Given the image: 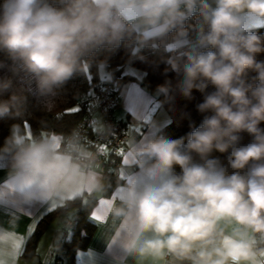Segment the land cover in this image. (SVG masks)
<instances>
[{
  "label": "clouds",
  "instance_id": "obj_1",
  "mask_svg": "<svg viewBox=\"0 0 264 264\" xmlns=\"http://www.w3.org/2000/svg\"><path fill=\"white\" fill-rule=\"evenodd\" d=\"M248 18L264 24V0H4L0 69L12 75L0 77V120L16 122L0 145V165L16 203L52 206L63 199L68 216L77 199L103 205L90 217L106 226L126 264H264V61L256 59L264 35ZM122 43L133 57L145 47L170 53L165 73L181 77L176 87L183 96L204 93L209 84L215 91L197 105L213 114L186 137L156 134L155 120L138 118L136 126L153 133L140 140L126 134L113 189L79 125L59 142L63 134L29 136L26 92L56 95L89 73L97 52ZM99 68L102 79H112L106 61ZM250 71L257 74L252 82ZM13 77L25 87L14 88ZM171 91L165 81L155 97L171 100ZM90 126L99 137L115 135L102 120ZM244 132L252 140L240 145ZM214 151L228 153L227 167ZM9 244L0 239V247Z\"/></svg>",
  "mask_w": 264,
  "mask_h": 264
},
{
  "label": "trees",
  "instance_id": "obj_2",
  "mask_svg": "<svg viewBox=\"0 0 264 264\" xmlns=\"http://www.w3.org/2000/svg\"><path fill=\"white\" fill-rule=\"evenodd\" d=\"M3 2L4 0H0V5H2ZM188 25L191 26L189 30L190 38L195 39V18L190 19ZM253 29L258 34L264 35V25L253 27ZM169 56L170 53L165 52L163 48L152 49L150 47H145L137 56L133 57L130 50L122 43L119 48L113 51L102 49L97 52L94 57H92L93 63L89 69V73L87 75H77L73 77L62 89L58 90L56 95L40 97L34 91L31 94L26 92L28 95L26 120L29 125V136H31L32 133L38 134L42 130L45 132L63 134L61 135L62 137L69 135L86 114V108L80 106L79 101L91 93L88 88L90 85H101L107 82L111 83V95L118 104L117 91L119 85L128 80H137L145 89L151 92H156L157 86L164 84L165 81L171 82L172 91L170 94L172 99L166 100L163 95L157 97L158 101H160V106L165 109L170 117L169 122L160 129L159 134L170 138L186 137L190 131L200 126L205 116H211L213 114L210 111L207 113H200L197 109V105L203 102L206 94L215 91V88L209 84L204 93L193 89L191 98L183 96L176 87L181 77H178L176 73L172 71L165 73V69L169 68L166 62ZM140 57H143V59ZM3 59H5V57L3 53H0V60ZM256 59L258 61H264V52L257 54ZM101 61L107 62L105 71L111 73V80L102 79L100 77L99 62ZM11 75L12 73L7 69H0V77ZM256 75L254 71H250L247 77L249 82H252V78ZM13 80L14 88L18 89L25 87L16 77H13ZM32 87L34 89V85ZM6 97L7 94H5L4 98ZM75 107H78L79 110L71 114H66V110ZM15 122L16 121L13 120H0V145L3 144L4 138L9 135L10 125ZM260 127L264 128V122L261 123ZM240 135V145H246L252 140V137L246 132ZM193 156L197 162H201L198 156L195 154H193ZM211 156L219 158L223 165L226 167L228 166V153L214 151ZM175 171L177 173L181 171L179 166H176ZM228 171L231 173L233 170L229 167ZM243 171L246 172L247 169ZM105 175L110 179L109 172ZM110 181L112 186L117 183V179H110ZM91 204L92 203H89L81 207L78 205V199L71 202L70 207L77 206L78 210L72 218H65L62 222L64 223L66 219H71L73 228L68 239L63 243H58L59 247L56 249L58 255L55 259L56 264H62L61 260H66V264H73L75 251L77 249H84L87 246L95 229L94 224L88 219ZM64 210V207L57 208L47 213L38 221L35 230L27 238L25 243L21 254L23 259H30L36 255V246L42 232L46 226ZM60 253H62V256H60Z\"/></svg>",
  "mask_w": 264,
  "mask_h": 264
},
{
  "label": "crops",
  "instance_id": "obj_3",
  "mask_svg": "<svg viewBox=\"0 0 264 264\" xmlns=\"http://www.w3.org/2000/svg\"><path fill=\"white\" fill-rule=\"evenodd\" d=\"M247 23L252 27L264 25L255 18H248ZM117 99L118 104L114 108L115 118L123 123L127 133H137L138 140L153 133L149 126L138 128L136 126L138 118H151L160 125V129L170 120L169 114L165 109L157 105L156 100L158 99L155 97V92L148 91L137 80H128L120 84L117 91ZM156 134H159V132ZM61 139H63L62 136L57 137L58 142ZM121 156L118 166L109 171L110 179H118L117 173L122 171ZM5 179L6 170L0 165V194H2V199H0V229L22 238L23 244L21 253L15 258L10 255V246L5 249V254L2 258L6 264H55V259L58 255L56 245L59 240L60 226L65 218H72L75 215L78 207L73 206L68 209V211L73 213L71 216H68L65 210L56 216L42 232L36 246V255L30 259H23L21 254L27 238L30 236L29 232L33 233L32 226H35V230L38 221L47 213L63 207L64 201L62 199L55 208L40 204L22 207L16 203L14 192L9 190V185L4 184ZM115 187L116 184L112 186L113 189ZM67 199L72 200L74 198L69 196ZM90 203L92 204L88 219L94 224L95 229L87 246L84 249L75 251L73 264H126L122 250L116 244L109 243L106 226L90 218L92 211H100L103 205H97L95 202ZM78 205L81 207L86 206L79 199ZM49 208H52V210L49 211ZM60 256H62V253H60ZM61 263L66 264V260H61ZM127 264H133V262L129 260Z\"/></svg>",
  "mask_w": 264,
  "mask_h": 264
},
{
  "label": "built area",
  "instance_id": "obj_4",
  "mask_svg": "<svg viewBox=\"0 0 264 264\" xmlns=\"http://www.w3.org/2000/svg\"><path fill=\"white\" fill-rule=\"evenodd\" d=\"M88 88L91 93L79 101V105L86 108V114L77 123L74 129L79 125L81 134H86L89 147L92 151L97 153L101 168L106 174L111 169L118 166L121 155L119 150H122L123 141L128 133L123 123L116 119L113 114V109L117 105V102L111 95V83L107 82L101 85H90ZM98 119L110 125L115 135L103 137L95 135L90 125ZM133 135H136V137L138 136L137 133H133ZM102 145L107 146L106 153L100 151V146ZM72 228L73 222L71 219H66L64 223H62L59 230V244L68 239Z\"/></svg>",
  "mask_w": 264,
  "mask_h": 264
},
{
  "label": "snow or ice",
  "instance_id": "obj_5",
  "mask_svg": "<svg viewBox=\"0 0 264 264\" xmlns=\"http://www.w3.org/2000/svg\"><path fill=\"white\" fill-rule=\"evenodd\" d=\"M78 110H79L78 107L68 109V110H66V114H71V113H74ZM100 151L102 153H106L107 152V146L106 145L100 146ZM119 151H120V154L122 155L123 154L122 150H119ZM0 199H2V194H0ZM13 202H15V201H13ZM101 204H103V202H101ZM55 207H57V205L53 204L52 208H55ZM52 208H49L48 210L51 211ZM98 212L99 211H97V213ZM90 218L93 219L94 221H96L98 219V217H90ZM34 227L35 226L33 225L32 231H34ZM4 233L5 232L2 229H0V239H7L10 241V244H9V246L11 248L10 255H12L13 258H15L18 254L21 253L23 240H22V238L16 237L12 233H8V235L5 237ZM29 235H31V231L29 232ZM4 254H5V249L3 247H0V264H6L5 260L2 258L4 256Z\"/></svg>",
  "mask_w": 264,
  "mask_h": 264
},
{
  "label": "rangeland",
  "instance_id": "obj_6",
  "mask_svg": "<svg viewBox=\"0 0 264 264\" xmlns=\"http://www.w3.org/2000/svg\"><path fill=\"white\" fill-rule=\"evenodd\" d=\"M99 75H100V71H99ZM100 77H101V75H100Z\"/></svg>",
  "mask_w": 264,
  "mask_h": 264
}]
</instances>
